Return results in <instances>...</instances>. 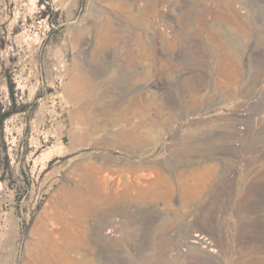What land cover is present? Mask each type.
<instances>
[{
  "label": "rangeland",
  "instance_id": "1",
  "mask_svg": "<svg viewBox=\"0 0 264 264\" xmlns=\"http://www.w3.org/2000/svg\"><path fill=\"white\" fill-rule=\"evenodd\" d=\"M0 106V264H264V0H0Z\"/></svg>",
  "mask_w": 264,
  "mask_h": 264
},
{
  "label": "bare ground",
  "instance_id": "2",
  "mask_svg": "<svg viewBox=\"0 0 264 264\" xmlns=\"http://www.w3.org/2000/svg\"><path fill=\"white\" fill-rule=\"evenodd\" d=\"M87 39H90V36ZM84 65L78 64L75 68V71L73 72L72 78L70 79V85H71L70 87L74 91V95L79 96L80 87L82 83H84V81L88 79L87 70H85L86 68ZM170 191H172V189H170ZM77 201L79 204L86 206L89 209V211L93 210L95 207V203L93 201H90L89 203H86V204L80 199H78ZM89 211H76L74 213H69L67 215L70 220L74 221L73 223L68 222L67 227L70 229L76 230V233H74L73 235H68L70 237L69 238L70 240L68 241L67 248L69 251L74 252L81 256H86L85 254L86 247H88L94 235L99 234L103 236L104 238L106 237L110 238L112 237V234L116 231V229L119 227V224H120L119 221L116 222L115 218L113 217L114 220H112L113 222L110 225H102L99 227V230L97 231V233H91L88 231L86 225L90 223V221L93 219L95 214H93V212L90 213ZM195 238L196 239L194 240L193 243L199 244L202 240L200 234L195 235ZM193 246H196V245H193Z\"/></svg>",
  "mask_w": 264,
  "mask_h": 264
},
{
  "label": "trees",
  "instance_id": "3",
  "mask_svg": "<svg viewBox=\"0 0 264 264\" xmlns=\"http://www.w3.org/2000/svg\"><path fill=\"white\" fill-rule=\"evenodd\" d=\"M9 90H10V94H11V98H12V106L15 108L17 107L18 103L17 100L15 98V85L12 81V79H9ZM25 107L21 108L20 110H24ZM13 110V109H12ZM12 110H4L1 106H0V128L3 127V124L5 122V120L11 115L13 114ZM7 159L9 160L8 155L6 156Z\"/></svg>",
  "mask_w": 264,
  "mask_h": 264
}]
</instances>
